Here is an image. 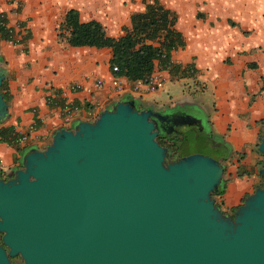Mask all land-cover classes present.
<instances>
[{"label": "water", "instance_id": "95a60500", "mask_svg": "<svg viewBox=\"0 0 264 264\" xmlns=\"http://www.w3.org/2000/svg\"><path fill=\"white\" fill-rule=\"evenodd\" d=\"M5 75L0 66V85ZM169 116L119 100L29 148L0 176V264H264V162L227 215L211 195L223 165L172 158L157 142ZM256 150L264 156V128Z\"/></svg>", "mask_w": 264, "mask_h": 264}, {"label": "crops", "instance_id": "0c3cea01", "mask_svg": "<svg viewBox=\"0 0 264 264\" xmlns=\"http://www.w3.org/2000/svg\"><path fill=\"white\" fill-rule=\"evenodd\" d=\"M174 16L183 45L169 61L186 74H171L156 60L145 80H129L110 67L107 47L71 46L57 37L65 12L99 22L110 37L123 34L143 0H0L9 38L0 37L3 89L14 143L0 141V176L21 167L29 148L42 149L57 127L92 120L119 100L166 113L196 110L224 167L223 192L214 198L229 215L260 185L264 156L256 146L264 128V0H159ZM189 71L191 72L190 75ZM116 83L113 84L112 80ZM193 85L195 92L187 89ZM214 145V146H215Z\"/></svg>", "mask_w": 264, "mask_h": 264}, {"label": "trees", "instance_id": "16d2710c", "mask_svg": "<svg viewBox=\"0 0 264 264\" xmlns=\"http://www.w3.org/2000/svg\"><path fill=\"white\" fill-rule=\"evenodd\" d=\"M143 6L142 11L130 14L129 26L123 27V34L118 37L108 36L97 21L80 22L76 10L69 9L57 26V37L64 39L71 46L109 48L110 67L117 68L113 73L123 75L129 80H145L152 71L154 60L161 68L168 69L173 75L186 74L178 65H173L169 61L170 51L183 45L181 34L174 29L173 12L165 8L159 0H143ZM0 37L9 38L1 14ZM190 74L189 71L188 75ZM3 86L2 81L0 92L6 102L8 97L2 92ZM14 140L15 134L11 127H0V141L12 145ZM156 140L167 148L172 158L176 157L180 146L175 141L164 140L160 136H156ZM224 182L225 180H221L212 192L213 198L223 192Z\"/></svg>", "mask_w": 264, "mask_h": 264}, {"label": "flooded vegetation", "instance_id": "af4514ba", "mask_svg": "<svg viewBox=\"0 0 264 264\" xmlns=\"http://www.w3.org/2000/svg\"><path fill=\"white\" fill-rule=\"evenodd\" d=\"M189 110L191 112H188ZM166 114L170 116L167 117L166 121L161 122V129L158 130L157 136H160L164 140L175 141L180 146L176 156H183V155L189 154V153H184L182 151V147L186 145V142L183 139L181 132L178 129L180 125H193L198 131H203V137L200 139L197 138L196 140L199 143L207 145L212 150L214 149L218 150V152L221 154L225 153V149L219 146V144L215 145L216 142L214 141V138L211 135H209V133L204 129L205 120L202 119V116L200 113L192 109L182 108L179 110H173V111L166 112ZM181 116L189 117L193 119L194 121L189 122V123L173 124L172 119L175 117H181Z\"/></svg>", "mask_w": 264, "mask_h": 264}, {"label": "rangeland", "instance_id": "374dc122", "mask_svg": "<svg viewBox=\"0 0 264 264\" xmlns=\"http://www.w3.org/2000/svg\"><path fill=\"white\" fill-rule=\"evenodd\" d=\"M187 89H189L192 92L193 91L195 92V89H197V87L195 88L193 85H191L188 86ZM196 110L197 109L194 108V111ZM188 112L191 111L189 110ZM178 129L181 132V135L186 142V145L182 147V151L184 153L199 152L213 158L215 157L214 151L210 147L202 143H199L196 140L197 138L200 139L203 137V131H198L193 125H180ZM204 129L207 130L206 128ZM11 261L14 264H20V260L18 257L12 258Z\"/></svg>", "mask_w": 264, "mask_h": 264}, {"label": "built area", "instance_id": "2783aa9c", "mask_svg": "<svg viewBox=\"0 0 264 264\" xmlns=\"http://www.w3.org/2000/svg\"><path fill=\"white\" fill-rule=\"evenodd\" d=\"M111 70H112V71H116V70H117L116 66H112V67H111ZM112 83L115 84V83H116V80L113 79V80H112Z\"/></svg>", "mask_w": 264, "mask_h": 264}]
</instances>
